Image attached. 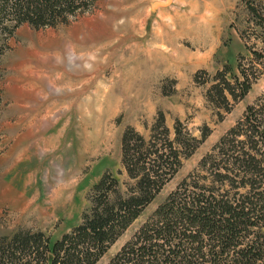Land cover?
Segmentation results:
<instances>
[{"label":"rangeland","instance_id":"1","mask_svg":"<svg viewBox=\"0 0 264 264\" xmlns=\"http://www.w3.org/2000/svg\"><path fill=\"white\" fill-rule=\"evenodd\" d=\"M155 1L85 0L51 26L0 25V239L42 232L54 243L90 212L104 178L130 194L129 130L163 143L178 125L197 147L182 149L176 173L95 264H107L183 180L210 185L203 159L264 92L253 53L261 44L246 38L247 0ZM240 68L251 82L242 98ZM226 81L236 99L218 94Z\"/></svg>","mask_w":264,"mask_h":264},{"label":"trees","instance_id":"2","mask_svg":"<svg viewBox=\"0 0 264 264\" xmlns=\"http://www.w3.org/2000/svg\"><path fill=\"white\" fill-rule=\"evenodd\" d=\"M247 4L246 38L259 41L253 53L264 64V0ZM84 5L85 0H0V25L4 33L23 23L51 26ZM7 17L11 22L4 24ZM240 69L236 87L242 98L251 82ZM218 90L223 101L236 99L229 82ZM157 122L168 134L162 115ZM196 143L180 138L178 125L175 139L163 143L125 132L122 163L134 180L130 194L124 196L115 179H102L90 212L71 232L54 243L42 232L0 239V264H95L176 173L182 149L192 147L191 154ZM205 161L210 185L183 180L107 264H264V92Z\"/></svg>","mask_w":264,"mask_h":264},{"label":"water","instance_id":"3","mask_svg":"<svg viewBox=\"0 0 264 264\" xmlns=\"http://www.w3.org/2000/svg\"><path fill=\"white\" fill-rule=\"evenodd\" d=\"M172 0H157L155 2H153V6L157 7V6H167L170 5Z\"/></svg>","mask_w":264,"mask_h":264}]
</instances>
